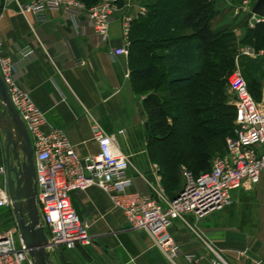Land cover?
Returning a JSON list of instances; mask_svg holds the SVG:
<instances>
[{
    "label": "crops",
    "instance_id": "crops-1",
    "mask_svg": "<svg viewBox=\"0 0 264 264\" xmlns=\"http://www.w3.org/2000/svg\"><path fill=\"white\" fill-rule=\"evenodd\" d=\"M32 1L0 0V58L11 60L16 81L44 113L48 125L66 134L80 158L100 151L93 136L94 120L110 134L123 131L117 141L130 159V191L154 194L161 177L149 155L145 107L154 85L133 76L135 69L152 59L146 64L132 62L129 53L113 60L112 51L125 43L121 15L114 17L109 38L102 41L85 16L76 27L64 12L51 11L44 22L36 24L18 7V3ZM215 2L216 13L234 6L226 0ZM147 13L139 0L133 8L132 26ZM231 29L239 38L243 36L236 23ZM140 31V27L135 29L136 37H141ZM24 49L33 54L23 57L19 51ZM1 140L0 132V166L5 164ZM4 184L0 174V186ZM71 201L78 216L88 222L94 243L73 250L60 248L52 254L54 264H175L148 232L130 227L124 213L100 188L76 191ZM197 228L233 264H264V173L258 185L236 191L229 206L211 213ZM170 232L184 253L198 258L194 264H211V254L196 234L179 222ZM176 264L188 262L181 256Z\"/></svg>",
    "mask_w": 264,
    "mask_h": 264
},
{
    "label": "built area",
    "instance_id": "built-area-1",
    "mask_svg": "<svg viewBox=\"0 0 264 264\" xmlns=\"http://www.w3.org/2000/svg\"><path fill=\"white\" fill-rule=\"evenodd\" d=\"M138 1L98 0L87 7L81 0H34L28 4L18 3V7L36 24L44 22L51 11L64 12L73 19L76 27L78 19L85 16L102 41L108 40L114 17L121 15L125 43L112 51L115 60L118 56L129 55L133 8ZM233 1L237 3L238 13L249 15L250 28L264 24V17L253 13L258 0ZM19 53L25 58L33 54L29 49ZM244 53L251 55L252 49L248 47ZM260 55L264 57V50ZM0 74L31 137L36 198L48 237L45 249L51 255L60 248L73 250L78 245L94 243L88 234L89 224L76 213L71 194L96 186L109 195L132 229L151 235L170 262L176 264L181 256L188 264L198 261L195 255L184 253L170 232L179 222L202 241L211 254V264H233L198 230L197 224L211 213L229 206L236 191L260 183L264 173V78L260 81L261 100L257 101L240 69L229 76V90L236 108L233 136L227 139L224 153L212 159L208 172L195 176L184 169V187L176 198H170L160 185L155 187L152 195L130 191L133 184L129 175L130 159L117 141L123 131L110 134L94 120L93 136L100 151L96 156L80 158L66 134L48 125L44 113L16 81L9 58H0ZM0 174L5 178L4 186H0V264H33L16 222L1 220L5 212L12 211V201L5 164L0 166Z\"/></svg>",
    "mask_w": 264,
    "mask_h": 264
},
{
    "label": "trees",
    "instance_id": "trees-1",
    "mask_svg": "<svg viewBox=\"0 0 264 264\" xmlns=\"http://www.w3.org/2000/svg\"><path fill=\"white\" fill-rule=\"evenodd\" d=\"M81 1L91 7L98 0ZM143 3L148 13L132 26L129 53L132 62L146 64L152 59L161 63L157 66L151 60L135 69L133 76L154 85V94L145 101L148 150L151 160L160 168L162 183L169 189L179 183L182 166L195 176L208 172L209 158L224 153L227 138L233 136L236 108L229 103L225 88L233 61L220 48L221 38L214 36L213 31L206 36L188 32L205 28L201 27L207 24L205 18L199 16L209 11L216 14L215 0ZM137 27L141 37L135 35ZM256 28L247 31L245 39L262 42L264 24ZM206 46L213 49L208 51ZM164 85L169 86L168 96L160 98L165 90L159 87ZM182 189L174 190L169 197L176 198Z\"/></svg>",
    "mask_w": 264,
    "mask_h": 264
},
{
    "label": "water",
    "instance_id": "water-1",
    "mask_svg": "<svg viewBox=\"0 0 264 264\" xmlns=\"http://www.w3.org/2000/svg\"><path fill=\"white\" fill-rule=\"evenodd\" d=\"M253 13L264 17V0H258ZM147 129L149 125L146 124ZM0 132L6 166L7 188L12 214L33 264H54L45 249L48 237L37 203L34 148L29 132L16 110L0 74Z\"/></svg>",
    "mask_w": 264,
    "mask_h": 264
},
{
    "label": "rangeland",
    "instance_id": "rangeland-1",
    "mask_svg": "<svg viewBox=\"0 0 264 264\" xmlns=\"http://www.w3.org/2000/svg\"><path fill=\"white\" fill-rule=\"evenodd\" d=\"M210 1H214V0H210ZM226 1L228 2V4L234 5L233 6L234 9L232 8V9L222 10L216 14H211L212 12L210 11L208 12V14H200L199 18L204 17L207 23L206 24L207 26L204 23L202 24L201 27L202 28L205 27V28H203L202 30L201 28H197L196 30L190 29L188 32L193 33L196 31V33L198 32L199 35L206 36V34H209L213 31L215 33L214 36L219 35L218 37L221 38V40L219 41L223 43V47H220V48L224 49L227 53V56L231 58L233 61L232 72L230 73V75L237 69H240L255 99L257 101H260L261 95L259 94V82L262 81V79L264 78V57L261 56L260 54L264 50V39L260 43H258L255 38H250L249 40L245 39L247 31H256L257 28L249 27V15L244 12L238 13L237 4L233 0H226ZM240 1L243 2V0H240ZM254 1L255 0H252V2ZM234 19L237 20L236 21L237 26H239V28H242L243 30V36H241L240 38L231 31L232 30L231 23L234 22ZM262 37L264 38V33ZM208 39L211 41V38H208ZM257 45L260 46V48H257L258 47ZM248 47L252 49L251 55H247L244 53V50ZM206 49H208L209 51L210 49H213V48H208V46H206ZM229 76L227 77V80H226L227 83H226L225 88H226V93L228 95L227 97H228L229 103L233 104V96L231 95L230 90H229ZM159 88L163 89V91L165 90L164 92L165 94L164 93L161 94L160 98L167 97L168 92H169V86L164 85ZM3 143H4V139L2 136V140H1L2 147H3ZM226 143H227V140H226ZM218 155L220 154H214L213 156L209 158L208 160L209 166H207L206 169H209L211 167L212 159ZM184 169H187V167L185 166L181 167L179 171V177H178L179 183L175 185V187L173 188L172 187H170L169 189L166 188L164 184L162 183V176L160 175L162 189L168 196H171L174 190L177 189L178 191L184 187V184H185V180L183 177ZM1 220L7 221V222L14 221L12 211L5 212Z\"/></svg>",
    "mask_w": 264,
    "mask_h": 264
}]
</instances>
